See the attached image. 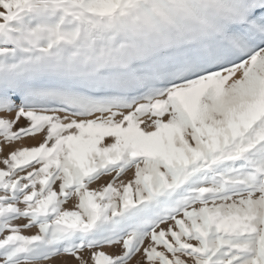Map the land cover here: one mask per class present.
Here are the masks:
<instances>
[{"label":"snow or ice","instance_id":"obj_1","mask_svg":"<svg viewBox=\"0 0 264 264\" xmlns=\"http://www.w3.org/2000/svg\"><path fill=\"white\" fill-rule=\"evenodd\" d=\"M0 264H264V0H0Z\"/></svg>","mask_w":264,"mask_h":264}]
</instances>
